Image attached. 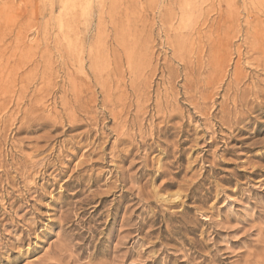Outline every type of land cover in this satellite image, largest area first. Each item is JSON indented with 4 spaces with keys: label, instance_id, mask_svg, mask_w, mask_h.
<instances>
[{
    "label": "rangeland",
    "instance_id": "rangeland-1",
    "mask_svg": "<svg viewBox=\"0 0 264 264\" xmlns=\"http://www.w3.org/2000/svg\"><path fill=\"white\" fill-rule=\"evenodd\" d=\"M250 2L261 0H0V67H25L0 99V264H123L128 251L126 264L141 262L161 248L147 250L154 229L182 253L154 264H186L217 222L228 264L264 254V57L237 56L262 25ZM33 63L46 73L34 83ZM42 87L50 97L30 110Z\"/></svg>",
    "mask_w": 264,
    "mask_h": 264
},
{
    "label": "bare ground",
    "instance_id": "bare-ground-1",
    "mask_svg": "<svg viewBox=\"0 0 264 264\" xmlns=\"http://www.w3.org/2000/svg\"><path fill=\"white\" fill-rule=\"evenodd\" d=\"M252 7V8H254L255 10H256V12H260L261 11V14H262V16H263V20H261L259 23L260 24H262L261 25V27H260V29L258 30V31H248V30H244L245 31V33H244V36H243V38H242V43L244 44V46L245 45H247L248 46V50L247 51H245V49H244V51H245V53H243V54H241L240 52H238V54H237V56H238V58H241V57H243V56H248V60H249V54H253V55H255L256 57H257V59H260L261 57H264V47L262 46V43L264 44V0H261V2H260V4L258 5V3H253V2H250V3H248V4H246L245 5V7ZM250 10V8L249 9H247L246 10V12L247 11H249ZM227 12V11H226ZM227 17V16H226ZM230 17V16H229ZM226 20V19H225ZM255 21V20H254ZM252 22V21H251ZM247 26V25H246ZM248 26H250V25H248ZM241 29V28H240ZM241 31H243V30H241ZM241 33V32H240ZM239 34V33H238ZM226 37V36H225ZM231 37H230V35H228V38H227V41L226 40H224L223 42H224V47L225 48H227V47H229L230 46V42H229V39H230ZM243 44H242V46H243ZM233 45V44H232ZM241 45H240V47H242ZM235 48V47H234ZM245 48V47H244ZM22 49V48H21ZM183 50V49H182ZM236 50V49H235ZM22 51H23V49H22ZM234 51V50H233ZM232 52V51H231ZM235 52V54L234 55H236V51H234ZM233 52V53H234ZM232 53V54H233ZM232 56V55H231ZM251 57V56H250ZM236 58V57H235ZM244 58V57H243ZM252 58V57H251ZM250 58V59H251ZM254 58V57H253ZM227 59V61L230 63V61H229V59H228V55L226 54V55H222L221 56V58H220V60L219 61H221V63L222 62H224L225 60ZM237 59V58H236ZM242 59V58H241ZM245 59H247V58H245ZM245 59H243V60H245ZM40 61H42V60H40ZM241 61V60H240ZM251 61V60H250ZM32 62V61H31ZM237 62V61H236ZM235 62V63H236ZM244 62V61H243ZM258 62V61H257ZM260 62V61H259ZM264 62V61H263ZM262 62V63H263ZM35 63V62H34ZM32 64V67H31V69H30V67H28L30 70H28V68H27V71H29V72H27L28 73V76H27V79L29 78V76H31V77H33V76H39V77H41L42 79L45 77V74H44V72L42 71V70H44L42 67H44L45 65H47L46 63H47V61L45 62H42L43 64H42V69L40 70V71H42V75L41 74H39V70H37V68H39L41 65L40 64ZM36 63H38V62H36ZM233 63V62H232ZM241 63H242V61H241ZM261 63V62H260ZM259 63V64H260ZM18 65V64H17ZM30 65V64H29ZM228 65V64H227ZM233 65V64H232ZM231 65V66H232ZM236 65V64H235ZM243 65H246L247 66V64H243ZM243 65H242V67H243ZM264 65V64H263ZM25 66H26V63H25ZM28 66V65H27ZM66 66V65H65ZM241 66V65H240ZM256 66V65H255ZM17 67V66H16ZM24 67V66H23ZM23 67H20V65H19V68H16V70L17 71H14V72H16L15 74H12L11 73V75L9 74L8 76L6 75V76H4L3 75V69L0 67V70H1V75H0V95L2 94V96L0 97V99H2V100H7L6 99V96L8 95H6V93H9V92H11L10 91V88H13V85L16 83V81L21 77V72H18V71H22L23 70ZM67 67V66H66ZM228 67V66H227ZM251 67V66H250ZM249 67V68H250ZM253 67V66H252ZM251 67V68H252ZM259 67H261V66H259ZM25 68V67H24ZM232 68V67H231ZM255 68V67H254ZM264 68V67H263ZM229 69V68H228ZM243 69V68H242ZM253 69V68H252ZM257 69V68H256ZM260 69H262V68H260ZM15 70V69H14ZM25 70V69H24ZM45 71H47V70H45ZM261 71V70H260ZM24 73V72H23ZM22 73V74H23ZM232 74H233V72H231ZM253 73V72H252ZM256 73V72H255ZM258 73V72H257ZM26 74V73H25ZM231 74V78L234 76V78H232V82H230V84H229V82L227 83V85L225 86V90L227 91V90H230L231 88L233 89V87H231V84H236V85H239L240 83H241V78H242V75H241V71L239 70V69H236L235 70V72H234V75H232ZM254 74V73H253ZM33 75V76H32ZM41 75V76H40ZM23 76V75H22ZM24 76H26V75H24ZM47 76V75H46ZM249 76H251V75H249ZM253 76V75H252ZM5 77V78H4ZM229 77V76H228ZM254 77V76H253ZM253 77H251L252 79H253ZM256 77V76H255ZM34 78L35 77H33L32 79H33V83H34ZM46 78V77H45ZM244 78H246V77H244ZM250 78V77H249ZM250 78V79H251ZM258 78V77H257ZM20 79H23V78H20ZM228 79V78H227ZM256 79V78H255ZM31 80V79H30ZM37 80V79H36ZM46 79H44V81H45ZM247 80V79H246ZM29 83L32 81H29V80H27ZM231 81V80H230ZM247 81H249L250 82V80L248 79ZM252 81H254V80H252ZM255 81H258V80H255ZM244 82V81H243ZM248 83V82H247ZM252 83V82H251ZM254 83V82H253ZM257 83H260V82H257ZM262 83V82H261ZM260 83V84H261ZM28 84V83H27ZM40 84V83H39ZM44 84V86H45V82L43 83ZM46 84H47V82H46ZM245 84V83H244ZM263 84V83H262ZM223 85V84H222ZM234 85H232V86H234ZM257 85V84H256ZM255 85V86H256ZM47 86V85H46ZM51 86V85H50ZM231 87V88H230ZM243 87V86H242ZM246 87V86H245ZM249 86H247L246 87V89L244 88L243 90H242V88H240L241 89V94L239 95V96H241V99H242V101H241V99H240V101L241 102H243L245 105H251L252 107L254 106L253 104H252V101L248 98V97H253V96H255L254 97V99H258V97H257V95H258V93L257 92H255L254 90H253V88H249V89H247ZM253 87H254V85H253ZM257 87V86H256ZM255 87V88H256ZM263 87H264V84H263ZM31 88V87H30ZM48 88V87H47ZM47 88L45 89V88H41V89H38V90H33L34 91V93H33V95L32 96H34L35 97V100H33L34 102V104L33 103H31V108H29L30 110H32L33 108H35L36 110H39V109H43L44 108V106H43V104L42 103H39L40 101L42 102V100H44V98H45V95H47L48 93V91H47ZM52 89H54L53 87H51ZM227 88V89H226ZM236 87H234V89H235ZM238 88V87H237ZM236 88V89H237ZM52 89H50V91L52 90ZM14 91H12V94H13V97L14 96H16V98H17V102H24L25 101V99H27V96H28V91H29V89H28V86L27 85H24V86H21V87H19L18 89H13ZM258 90H261V89H257V91ZM49 91V92H50ZM223 91V90H222ZM262 91V90H261ZM224 92V91H223ZM230 92V91H229ZM235 92V91H234ZM237 92V91H236ZM235 92V93H236ZM77 93V92H76ZM189 93V92H188ZM231 93H232V91H231ZM262 94H264L263 93V91L261 92ZM50 94H52V92L50 93ZM228 94H230V93H228ZM239 94V93H238ZM262 94L260 95V96H262ZM30 95V94H29ZM49 95V94H48ZM77 96V95H76ZM225 96H227V94H225ZM225 96H223V97H225ZM236 96V95H235ZM259 96V97H260ZM12 97V96H11ZM49 97H50V95H49ZM78 97V96H77ZM263 97V96H262ZM31 98V97H30ZM33 98V97H32ZM239 98V97H238ZM246 98H248V99H246ZM8 99H10V98H8ZM79 99V98H78ZM223 99V98H222ZM226 99V98H225ZM253 99V98H252ZM263 99V98H262ZM2 100H0V101H2ZM28 100V99H27ZM31 100V99H30ZM235 100H237V99H235ZM259 100V99H258ZM29 101V100H28ZM75 101H77L76 99H74V103H76ZM239 101V102H240ZM256 101V100H255ZM261 101V100H260ZM3 102V101H2ZM5 102H9V100H7V101H5ZM11 102V101H10ZM78 102V101H77ZM227 102V101H226ZM237 102V101H236ZM240 102V103H241ZM257 102H259V101H257ZM25 103V102H24ZM30 103V102H29ZM46 103V102H45ZM12 103H10L9 104V106L11 105ZM16 104V103H15ZM27 104H28V102H27ZM66 104V103H65ZM64 104V105H65ZM79 104H81V103H79ZM78 104V105H79ZM258 104V103H257ZM1 105H3V104H1ZM6 105V104H5ZM17 105H19V104H17ZM63 105V106H64ZM67 105V104H66ZM68 105H70V103L68 104ZM73 105V104H72ZM77 105V104H76ZM84 105V104H83ZM83 105H81L82 107H83ZM88 105V104H87ZM234 105V104H233ZM256 105V104H255ZM8 106V107H9ZM29 106V105H28ZM62 106V107H63ZM80 106V105H79ZM79 106H77V108L79 107ZM85 106V105H84ZM235 106H238V108H239V105H235ZM1 107H3V108H1ZM0 107V109H2V110H0L1 112H3V109L4 108H6V106L4 107V106H1ZM20 107H21V105H20ZM26 107V106H25ZM15 108H16V106H15ZM14 108V109H15ZM17 108H19V106L17 107ZM17 108H16V110H17ZM27 108V107H26ZM25 108V109H26ZM48 108H49V106H48ZM89 108V107H88ZM88 108H86V109H88ZM158 108V107H157ZM9 109V108H8ZM13 109V110H14ZM21 109H22V107H21ZM24 109V110H25ZM41 109V110H42ZM46 109V108H45ZM62 109H64V108H62ZM78 109H80V108H78ZM82 109V108H81ZM84 109V108H83ZM159 109V108H158ZM243 109V108H242ZM7 110V109H6ZM18 110H20V109H18ZM17 110V111H18ZM30 110H29V112H30ZM52 110H53V108H52ZM75 110H77L76 108H75ZM250 110V109H249ZM64 111V110H63ZM73 111V110H72ZM80 111V110H79ZM88 111V113H90V111L89 110H87ZM87 111H85V112H87ZM248 111V110H247ZM11 112H14V111H11ZM24 112V111H23ZM26 112V111H25ZM33 112V111H32ZM43 112V111H42ZM41 112V113H42ZM65 112H66V110H65ZM82 112H83V110H82ZM122 112V111H121ZM240 112H242V111H240ZM239 112V113H240ZM6 112H5V109H4V114H5ZM10 113V112H9ZM15 113V115H16V112H14ZM21 113V112H20ZM47 113V112H46ZM51 113V112H50ZM58 113H60V112H58ZM84 113V112H83ZM87 113V114H88ZM113 113V112H112ZM234 113H235V111H234ZM2 114V113H1ZM8 114V113H7ZM6 114V115H7ZM18 114V113H17ZM26 114H28V113H26ZM25 114V115H26ZM34 114V113H33ZM40 114V113H39ZM84 114H86V113H84ZM86 114V115H87ZM111 114V113H110ZM109 114V115H110ZM124 114V113H123ZM242 114V113H241ZM9 115V117H10V115L11 116H13L12 115V113L11 114H8ZM37 115H38V113H37ZM41 115V114H40ZM39 115V116H40ZM54 115V114H53ZM58 115H60V114H58ZM112 115V114H111ZM110 115V116H111ZM230 115V114H229ZM237 115V114H236ZM24 116V115H23ZM49 116H51V115H49ZM55 116V115H54ZM61 116V115H60ZM235 116V115H234ZM2 117V116H1ZM14 117V116H13ZM29 116L27 115L26 116V118H27V124H29V123H36V121L34 120V118L36 117V115H35V117L33 116V119H30V117L28 118ZM45 117V116H44ZM57 117V116H56ZM238 117V116H237ZM239 117H240V115H239ZM4 118H6V116L4 117ZM16 118H18V117H16ZM41 118V117H40ZM43 118V117H42ZM61 118V117H60ZM56 119V122H57V120L58 121H60L61 119ZM114 118V117H113ZM1 119V118H0ZM13 119V118H12ZM24 119V118H23ZM39 119V118H38ZM37 119V120H38ZM49 119V118H48ZM47 119V120H48ZM54 119V118H53ZM71 118H69V120H70ZM94 119V118H93ZM119 119V118H118ZM237 119H239V118H237ZM3 120V117H2V119H1V121ZM5 120V119H4ZM7 120H8V116H7ZM21 120H22V118H21ZM41 120V119H40ZM43 120H44V118H43ZM67 120V119H66ZM74 120H76V119H74ZM95 120V119H94ZM14 121H15V118H14ZM39 121V120H38ZM4 122V121H3ZM6 123H7V121H5ZM43 122H45V121H43ZM54 122H55V119H54ZM54 122H53V124H54ZM61 122V121H60ZM75 122V121H74ZM74 122H73V124H74ZM221 122V121H220ZM223 122V121H222ZM2 123V122H1ZM11 123V122H10ZM15 123V122H14ZM14 123H12V124H14ZM25 123V122H24ZM25 123V124H26ZM58 123V122H57ZM240 123V122H239ZM24 124V125H25ZM40 124H42V123H40ZM2 125H3V123H2ZM22 125V124H21ZM58 124H56V126H57ZM60 125V124H59ZM59 125H58V127H59ZM5 126V125H4ZM10 126V125H9ZM11 126H13V125H11ZM35 126V125H34ZM54 126H55V124H54ZM122 126V124L119 126V130H120V127ZM3 127V126H2ZM1 127V128H2ZM20 127V126H19ZM28 127H30V126H28ZM53 127V126H52ZM24 128H26V126L24 127ZM60 128V127H59ZM62 128V127H61ZM103 128V127H102ZM116 128V127H115ZM7 129V128H6ZM8 129H10V128H8ZM55 129V128H54ZM3 130H5L4 128H3ZM67 130V129H66ZM100 130H103V129H100ZM111 130H113V129H111ZM123 129H121V131H122ZM8 131V130H7ZM23 130L20 128V129H17V132L18 133H21ZM90 131V130H89ZM1 132H2V130H1ZM53 132V131H52ZM66 132V131H65ZM101 132V131H100ZM117 132H118V130H117ZM118 133H121L120 131L118 132ZM3 134H5V135H7L6 134V131H5V133H4V131H3ZM61 134V133H60ZM4 135V136H5ZM117 135V134H116ZM119 135H121V134H119ZM122 135H123V133H122ZM49 136V135H48ZM105 136V135H104ZM118 136V135H117ZM126 136H127V134H126ZM125 136V138L127 139V137ZM1 137H3L2 135H1ZM50 138V137H49ZM119 138V137H118ZM120 138H121V136H120ZM129 138V137H128ZM5 139V138H4ZM97 139H98V137H97ZM124 139V138H123ZM2 140V139H1ZM6 140V139H5ZM116 140H117V138H116ZM115 140V141H116ZM6 142V141H5ZM18 142V141H17ZM17 142H15V143H17ZM119 142V141H118ZM20 143V142H19ZM19 143H17L18 145H19ZM22 143V142H21ZM116 143V142H115ZM120 143H121V141H120ZM123 143V142H122ZM142 143V142H141ZM1 144V143H0ZM2 144H5V143H2ZM114 144V143H113ZM117 144V143H116ZM21 145V144H20ZM14 146V145H13ZM113 147V146H112ZM115 147V146H114ZM17 147L15 146V149H16ZM104 148V147H103ZM18 149V148H17ZM114 149V148H113ZM112 149V150H113ZM1 151V150H0ZM117 152V151H116ZM128 152V151H127ZM1 154V153H0ZM8 156H9V154H8ZM122 156V155H121ZM112 157V156H111ZM114 158V157H113ZM128 178V177H127ZM165 201V200H164ZM177 217V216H176ZM178 217H179V215H178ZM140 218V217H139ZM181 218H182V216H181ZM141 219V218H140ZM185 219V218H184ZM138 221V220H137ZM182 221H184L183 219H182ZM209 222V221H208ZM187 223V222H186ZM211 223H213V222H211ZM221 223V222H220ZM219 222H217V223H213L212 225L214 226L212 229V231H211V236L213 235V237L211 238V240L209 241V243H203V241H201L200 240V242H193V247L194 248H196V247H198V248H196V249H201V251H203V253L202 252H200V253H198V255H197V260H195V258H191V254H189V255H187V258L185 259L186 260V264H228L227 263V260L229 259V256H225V255H223V253H220V254H218L217 253V244H216V240H217V238H218V236H219V231L217 230L218 228V226H219V224H220ZM190 224H191V222H190ZM134 225V224H133ZM181 225V224H180ZM187 225H188V223H187ZM187 225H185V223H184V225H183V227H184V230L186 231V233L187 232H189V233H191V231H192V229H190V226H192V225H190V226H187ZM139 226V225H138ZM135 227V226H134ZM168 227V226H167ZM193 227V226H192ZM216 227V228H215ZM207 228V227H206ZM219 228H221V226H219ZM224 228V227H223ZM170 229V228H169ZM194 229V228H193ZM139 230V229H138ZM181 230V229H180ZM207 230V229H206ZM133 231V230H132ZM157 230H151L150 231V234L148 235V238L149 239H147V240H149V242L147 243L148 245H147V250L148 251H150V250H152V249H155V248H157V247H161L160 249H158V250H154V252L151 254V255H149V256H146L145 257V261H143V260H140L141 262H137V261H135V263H133V262H131V264H154L156 261H158L159 259H160V257L162 256V259L164 260V259H167L168 260V262H169V260L172 258V257H175L176 255H174L172 252H167V250L168 249H170L171 251L172 250H174L175 252H180V250L178 249V247L176 246V245H167V243H170L171 242V239H170V235H172L171 234V232L170 231H168V232H163L161 229H158V232H157V234H155V236H153V235H151V234H154L155 232H156ZM129 232V231H128ZM179 232V231H178ZM133 233V232H132ZM164 233H167V236H164V237H162V234H164ZM202 233H204V232H202ZM148 234V233H147ZM132 235V234H131ZM135 235V234H134ZM187 235V234H186ZM208 235H209V233H208ZM153 236V237H152ZM124 238V237H123ZM127 239V238H126ZM132 239V238H131ZM134 239V238H133ZM130 241V240H129ZM128 241V242H129ZM192 241V240H191ZM128 242H127V244H128ZM163 242H166V243H163ZM192 242H190V244H191ZM255 244V243H254ZM257 244V243H256ZM262 244V243H261ZM264 244V243H263ZM260 245V244H259ZM259 245H257V246H259ZM253 246V245H252ZM256 247V246H255ZM258 248V247H257ZM134 249V248H133ZM199 249V250H200ZM182 250V249H181ZM193 250H195V249H193ZM204 250H206L207 252H205ZM221 250V249H220ZM258 250V249H257ZM55 251V250H54ZM58 251V254L61 256V253L63 252V250L62 249H59V250H57ZM56 251V252H57ZM148 251H146V252H148ZM198 250H196V252H197ZM239 251H241V250H239ZM243 251V250H242ZM241 251V252H242ZM55 252V253H56ZM174 252V253H175ZM205 252V253H204ZM247 252V251H246ZM254 252V253H253ZM255 252H258L259 254H256ZM64 253H65V250H64ZM64 253H62V255H64ZM106 253V252H105ZM141 253V252H140ZM143 253V252H142ZM224 253H225V251H224ZM240 253V252H239ZM238 253V254H239ZM138 254V253H137ZM180 254H182L181 252L179 253V255ZM247 255H246V259L244 258H241L242 256H241V253L239 254L241 257V259H243L242 261H243V263L242 264H264V254L262 253V252H259V251H249V249H248V253H246ZM106 255V254H105ZM140 255H142V254H139L138 256H139V258L138 259H141L140 257ZM196 255V254H195ZM228 255H230V254H228ZM237 255V254H236ZM245 254H243V256H244ZM107 256H109V255H107ZM132 256V254L130 253L129 254V251L127 252V253H124V255L122 256L121 255V257H120V259H121V263H123V264H126V261H127V259L129 258V257H131ZM193 256V255H192ZM238 256V255H237ZM63 257V256H62ZM116 257V256H115ZM143 257V256H142ZM231 257V256H230ZM236 257V256H235ZM132 258V257H131ZM182 258H184L183 256H182ZM134 259V258H133ZM136 259H137V257H136ZM231 259V258H230ZM112 261H113V259H112ZM139 261V260H138ZM143 261V262H142ZM179 262V261H178ZM165 263V262H164ZM39 264H52V263H49V262H42V263H39ZM54 264V263H53ZM166 264H168V263H166ZM172 264V263H171ZM176 264V263H175ZM231 264V263H230ZM233 264V263H232ZM238 264V263H237Z\"/></svg>",
    "mask_w": 264,
    "mask_h": 264
}]
</instances>
